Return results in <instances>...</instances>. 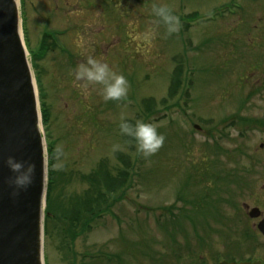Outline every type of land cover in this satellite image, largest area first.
I'll return each instance as SVG.
<instances>
[{"label":"rangeland","instance_id":"374dc122","mask_svg":"<svg viewBox=\"0 0 264 264\" xmlns=\"http://www.w3.org/2000/svg\"><path fill=\"white\" fill-rule=\"evenodd\" d=\"M263 2L16 0L38 103L44 97L50 111L40 124L46 185L48 143L56 149L43 264H183L177 243L187 244L177 250L186 264H264L260 219L248 216L257 207L264 219V134L245 131L264 123ZM154 5L179 17L177 32L167 34ZM46 33L57 34L58 48L35 70L30 53ZM90 56L126 77V99L106 102L100 85L75 79ZM177 77L184 85L171 96ZM122 115L156 125L165 138L156 154L145 159L121 133ZM124 172L125 187L101 201L106 179ZM88 206L110 211L94 219ZM89 219L91 230L73 243ZM100 252L106 260H92Z\"/></svg>","mask_w":264,"mask_h":264},{"label":"water","instance_id":"95a60500","mask_svg":"<svg viewBox=\"0 0 264 264\" xmlns=\"http://www.w3.org/2000/svg\"><path fill=\"white\" fill-rule=\"evenodd\" d=\"M29 65L16 0H0V264H43L45 149L36 81ZM8 156L36 164L34 183L15 198L6 183L12 175L4 164ZM248 216L256 220L261 211L255 207ZM257 228L264 237V220Z\"/></svg>","mask_w":264,"mask_h":264},{"label":"clouds","instance_id":"9594fccd","mask_svg":"<svg viewBox=\"0 0 264 264\" xmlns=\"http://www.w3.org/2000/svg\"><path fill=\"white\" fill-rule=\"evenodd\" d=\"M153 12L163 21L168 35L179 30V17L174 15L170 8L154 5ZM74 74L77 81L85 82V87L100 85L102 97L106 102L120 101L128 96L130 84L126 77L99 59L88 57L86 63L76 66ZM119 127L122 134L135 139L137 151L142 153L145 159L156 154L164 143V136L152 123L137 120L133 125L122 115ZM4 164L12 173L6 178V183L11 189L10 195L13 198L18 197L34 183L36 164L30 160H17L15 156H8Z\"/></svg>","mask_w":264,"mask_h":264},{"label":"trees","instance_id":"16d2710c","mask_svg":"<svg viewBox=\"0 0 264 264\" xmlns=\"http://www.w3.org/2000/svg\"><path fill=\"white\" fill-rule=\"evenodd\" d=\"M57 48H58L57 34H55V35L52 33L44 34L43 41L41 43V47H40L39 52H37V53L31 52L30 53V56L32 58V65H34L33 68L36 70L37 61H40L41 59H43V57H45L46 54H48L50 51H53ZM182 79L183 78H179V77L176 78V80H175L176 82L172 85L171 96H175L178 93V90L181 87L182 82L184 85L185 80L182 81ZM187 85H192V83L189 81ZM188 92H189L188 88L185 89V94H188ZM39 106H40V111H41V115H42V123L44 126L47 127L49 120H50V116H49L50 111H49V108L45 104L44 97L43 98L41 97V105H39ZM146 119L148 122L149 121V112L147 113ZM212 138H214V136H212ZM47 153H48L47 154L48 155V185H47V207H46L47 210L45 213L46 217H44L46 222L52 221V218H53L52 206H50V200L52 199L51 196H52V192H53L52 186L55 185V181H56V179L54 177L55 176L54 164H55V160H56V149H55L53 142L48 143ZM128 178H129V173H125V172L121 174V176L118 180H115V179L111 180V179L107 178L106 182H107V188L108 189H107L106 193H103V191L99 193V198L101 199V201L103 198L104 202H107L109 200V198H111V194L115 193L117 191V189L124 188L126 183H127ZM120 198H122V196ZM204 200H205L204 207L210 206L212 204L209 200H206V198ZM95 203H98V202L95 201ZM95 211H96L95 208H91L90 206H88V210L86 212L91 216L93 215V217L95 219V218L101 217V214L103 212L110 211V209L107 208L103 211L102 210H100L98 212H95ZM202 211H204V209L199 208V212L201 213ZM196 213H198V212H196ZM65 219L67 220L66 217H65ZM94 219L93 220L92 219L86 220L83 223L82 228H81V232L78 231L76 234H74L73 243L75 242L76 239H78L79 237L83 236L84 234H86L88 231L91 230V223H92V221H94ZM78 220H79V216H75V217L73 216V218L70 221H69V219L67 221H69V223L72 225V227H79ZM164 227H166V226L164 225ZM47 232H48V228H47ZM45 233H46V228H45ZM223 234H225V233H223ZM227 237H229V236H227ZM173 239L175 242L176 236ZM200 240H202V238ZM175 244L176 243H174V246H175ZM176 245L177 246L174 248V252H175L176 256L174 258L176 259L177 262L179 261V262H182L183 264L188 263L187 260L186 261L184 259L180 260L183 257L181 254L177 255V250H181V248L183 246L187 247V244L182 246V245L177 243ZM107 255L108 254H106L105 252H100L98 255L96 254L94 256L93 255H91V256H92V260L103 261V260H106ZM189 263H191V260H189Z\"/></svg>","mask_w":264,"mask_h":264},{"label":"flooded vegetation","instance_id":"af4514ba","mask_svg":"<svg viewBox=\"0 0 264 264\" xmlns=\"http://www.w3.org/2000/svg\"><path fill=\"white\" fill-rule=\"evenodd\" d=\"M264 1V0H263ZM264 3V2H263ZM232 120H231V122H230V124L232 123V122H234V123H236V122H238V120H240L239 119V117L238 116H234V117H232L231 118ZM224 121V120H223ZM225 121H228V120H225ZM262 123H263V121H261ZM260 122V123H261ZM253 126H251V127H249V128H246V130L245 131H247V130H251V129H255V130H257V131H259L260 133L262 132L263 134H264V123H263V125H257V124H255V123H253L252 124ZM242 131H243V133L245 132L243 129H242ZM262 214V213H261ZM260 220H261V218H260ZM255 228H257V226L255 227ZM258 229V228H257ZM258 231H259V229H258ZM259 235L261 236V238H263V236L261 235V233H260V231H259ZM264 239V238H263ZM231 262H236V261H231ZM237 262H244V263H248V262H251V263H258V262H260V264H263V262L262 261H254L253 259H247V260H242V261H237Z\"/></svg>","mask_w":264,"mask_h":264}]
</instances>
